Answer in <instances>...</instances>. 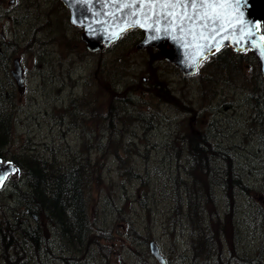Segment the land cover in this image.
I'll return each instance as SVG.
<instances>
[{
  "label": "rangeland",
  "instance_id": "1",
  "mask_svg": "<svg viewBox=\"0 0 264 264\" xmlns=\"http://www.w3.org/2000/svg\"><path fill=\"white\" fill-rule=\"evenodd\" d=\"M68 12L53 0H0V113L11 121L6 157L43 158L52 162L54 172L88 161L91 171L84 191L94 227L90 232L108 230L103 233L101 257L99 246V251L90 253L77 242L69 241L71 245L64 247L53 235L58 224L39 207L33 222L42 230L48 228L50 249L44 252L49 258L45 263L109 264V259L110 264H160L150 249L153 241L160 246L164 264L193 263L189 219L184 209L173 214L171 180L174 173L179 175L181 193V184L189 181L184 171L187 163L180 159L182 152L179 158L175 154L201 131L211 136L212 145L227 147L234 157L232 171L239 170L250 187L236 191L229 204L220 186L214 190L215 204L210 208L221 213L218 222L226 228L220 243L228 254L232 249L230 256L235 254L234 246L238 249L233 258L254 254L260 239L257 216L264 209V128L249 125L251 76L258 75L259 67L236 63L229 52L242 69L225 72L212 67L219 59L214 56L196 75L186 77L159 50L138 49L140 39L129 34L112 48L93 53L81 40V30L71 25ZM17 58L23 66L22 87L11 74ZM154 80H163V86L157 90ZM115 98L124 101L117 99L118 109L110 112ZM86 141L90 144L85 145ZM29 191L27 180L16 176L0 192V206L22 209L29 202ZM24 256L29 264H40L29 249ZM200 256L206 259L207 254ZM199 263L214 264L212 259ZM0 264L7 262L0 258Z\"/></svg>",
  "mask_w": 264,
  "mask_h": 264
},
{
  "label": "trees",
  "instance_id": "2",
  "mask_svg": "<svg viewBox=\"0 0 264 264\" xmlns=\"http://www.w3.org/2000/svg\"><path fill=\"white\" fill-rule=\"evenodd\" d=\"M142 35L143 33L140 30L133 29L129 31L128 36L139 38ZM229 52L233 51L228 48L224 49L223 51H221V53H219V55H217L219 59H217L215 63L211 61L208 62V64L213 63L212 67L215 65V67L225 72H229L233 69H242L239 64H236L240 62H252L254 66H258L255 58L251 53H238L237 55H235L236 53H233V57L235 58L236 62L233 63L231 60V56L227 55L229 54ZM251 77L253 78L254 88L257 90L255 91L254 89L255 92L253 91V94L251 95V97L253 98L251 103V116L249 125L251 129H259V127L264 128V80L261 76L260 71H258V75H253ZM153 85L158 90L159 86H163V80H154ZM164 94L167 97H170L169 91H165ZM117 99L124 101L123 98H115V105L113 103L109 104L110 112L118 109L116 106ZM133 109H135V107H132L130 111H132ZM122 110L124 109L122 108ZM10 122L11 121L9 120L8 116L4 112L0 113V156L3 157L7 156L5 154V147L9 144V140L11 137V129L9 127ZM200 133L201 135L195 137L193 141L189 143V146H187V144L186 146H180L183 149L177 151V154H175L179 156V154L184 151H186L187 154L189 153V159L187 157V168L184 170L186 172V177H189V181H184L181 184V193L178 194V188L181 182L179 175H176V173H174L171 180L173 183V214L180 209H182V211L184 209V212L187 213V217L190 223V226H188V230L190 233V245L193 250L192 256L194 258L193 263L190 264H200L199 261H207L208 259H212L214 264H264V209H262L261 214H258V222L260 223V225L258 222L257 224L259 225V227L261 226L259 228L260 239L259 244L254 251V254L243 253L240 258H233L234 256L238 255V249L234 246L233 249L235 251V254L233 256L231 255V257L230 254L232 253V249L229 250L230 254H228L227 251L223 249L222 243H220V238L222 236L221 234L223 233V231L226 232V228H221L218 222L221 213L218 210L216 212V210H214L212 207L210 208L211 205L213 206L215 204V200L213 202L214 190H216V188L221 185L222 187H220L223 189L225 196H227L226 200L229 204L234 201L235 192L238 190L244 191L243 189L247 190V186L243 183V179L239 174V170L233 169L232 171V166L230 164L231 161H233L231 157H234L231 156L232 154L230 155V153H228L227 147L223 148L220 146H210L212 142L209 141L207 133L205 131H201ZM258 133L261 134V129L258 131ZM88 143L90 144V142L86 141L85 145H87ZM84 147L86 146H83V148ZM101 148L103 147L101 146ZM223 149H225V151ZM198 151L200 153H198ZM26 159H28V161L34 162L31 164V167L35 170L38 164L45 161L43 158L41 160H37V158H33V155H28ZM13 160H15L16 162H20L25 159H22L21 157H13ZM43 165L44 164H40L38 167L40 168ZM51 168L53 169V165L51 166ZM89 171H91V169L89 167L88 161H85L84 163L81 162V164H78L74 169H72L71 167L69 171L68 169H66V171H56L57 173L54 172V170L46 172L47 178H45L46 174L39 170H36L35 172L31 170L28 171V175L30 177L27 180V188L30 189V192H28L29 197H27V199L29 200L28 204L25 203V207H23L22 209H18V207H12L10 205L0 206V258L7 262V264H29V259L28 263H25L27 259L23 257L29 245H31L30 254L36 257L34 259H36L37 261H39L37 257H40L42 255L46 256V253L44 252L49 249L41 251L43 252V254L41 253V255L33 254V246L36 248L40 246L38 235H41L45 239V242H48V238H46V236L48 237V228L42 230L40 226L36 225L37 223L33 222V220L35 219L34 212L38 213L37 210L39 207L41 211H44L45 215L50 220L58 224L56 226L57 233L59 232L60 226L63 225L66 221V226H64L63 228L71 230V233L69 234L71 237L68 235L69 238L76 240L77 243H83L87 236L90 235L89 225L91 223L92 217L88 212L84 191L87 190V186H85V179L86 181L88 180V177L90 175L88 173ZM63 172H65V178L60 177ZM60 181L62 183L61 186ZM76 186L82 188L81 191L79 188H77L76 191ZM239 186L242 189L239 188ZM237 187L239 189H237ZM55 190L57 191V196L54 198L53 196ZM77 200H81L80 204L83 205L85 211L81 212L80 216H78V211H76L78 203ZM31 202H35L38 205L44 204V207L35 206L31 204ZM68 210L73 211L74 215H77L79 218L81 217L80 221L79 219L75 218L76 216H72V218L70 219L69 215L66 214L68 213ZM64 214H66V216H64ZM26 220H28V222ZM25 225L27 226L26 229L24 228ZM28 225L30 229H28ZM75 227L78 231H76ZM39 229L42 232H40ZM32 231L36 234L35 236ZM101 231L105 232L108 230L106 229ZM82 238L83 240H81ZM25 244L28 245L27 248H25ZM112 250H114V248ZM206 254V259L200 260V258H202L200 255ZM109 256L110 254L106 255L107 258ZM107 263L110 264L109 259L107 260Z\"/></svg>",
  "mask_w": 264,
  "mask_h": 264
},
{
  "label": "water",
  "instance_id": "3",
  "mask_svg": "<svg viewBox=\"0 0 264 264\" xmlns=\"http://www.w3.org/2000/svg\"><path fill=\"white\" fill-rule=\"evenodd\" d=\"M62 1L70 9L71 23L83 27L82 39L90 51L110 46L121 33L137 27L145 33L137 47L159 48L185 75L197 72L201 61L228 45L236 51L251 49L264 78V0H249L242 11L231 3H219L214 9L217 22L208 21V28L199 18L204 11L199 5L193 9L190 4L162 5L158 0H138L137 4H131V0ZM181 17L183 30H179ZM188 17L194 18L190 22ZM15 76L21 85V77L18 73ZM13 167L14 162L0 158V187ZM152 251L164 262L155 243Z\"/></svg>",
  "mask_w": 264,
  "mask_h": 264
},
{
  "label": "bare ground",
  "instance_id": "4",
  "mask_svg": "<svg viewBox=\"0 0 264 264\" xmlns=\"http://www.w3.org/2000/svg\"><path fill=\"white\" fill-rule=\"evenodd\" d=\"M25 17V16H24ZM57 20V19H56ZM55 20V21H56ZM63 20V19H62ZM60 21V20H59ZM58 22V21H57ZM62 22V21H61ZM56 23V22H55ZM57 24V23H56ZM59 26V25H58ZM64 26V25H63ZM57 28H59V27H57ZM62 31V30H61ZM57 38H59V37H57ZM57 40V39H56ZM51 45V44H50ZM55 45V44H54ZM53 46V45H52ZM251 76V75H250ZM116 78V77H115ZM253 81V80H252ZM257 81V80H256ZM258 82V81H257ZM132 83H133V81H132ZM131 83V84H132ZM249 83V82H248ZM134 84V83H133ZM256 84V83H255ZM135 85V84H134ZM133 85V86H134ZM251 85H253V84H251ZM250 85V86H251ZM246 87V86H245ZM251 88V87H250ZM254 88V87H253ZM262 88V87H261ZM260 88V89H261ZM255 89V88H254ZM251 90V89H250ZM257 90V89H256ZM255 90V91H256ZM174 92V91H173ZM253 93V92H252ZM178 95V94H177ZM231 96V95H230ZM253 98V97H252ZM259 98V97H258ZM121 101V100H120ZM123 103V102H122ZM179 106V105H178ZM167 107V106H166ZM174 108V107H173ZM174 110V109H173ZM132 111H134V109L132 110ZM170 111V110H169ZM126 112V111H125ZM254 121V120H253ZM250 123V122H249ZM252 123V122H251ZM254 123V122H253ZM256 123V122H255ZM258 123V122H257ZM140 124V123H139ZM220 124V123H219ZM222 124V123H221ZM214 125H216V124H214ZM230 125H232V124H230ZM253 125V124H252ZM255 125V124H254ZM257 125V124H256ZM260 125V124H259ZM228 127V129H229V125H227ZM223 128H224V126H222ZM216 128H218V127H216ZM260 128V127H259ZM225 129V128H224ZM228 129H226V130H228ZM234 129V128H233ZM214 130V129H213ZM217 130H219V129H217ZM230 131H231V128L229 129ZM215 131V130H214ZM220 131V130H219ZM229 131V132H230ZM228 132V131H227ZM224 133V132H223ZM232 134H233V132H231ZM208 134V133H207ZM211 134V133H210ZM214 134V133H213ZM218 134V133H217ZM221 134V133H220ZM219 134V135H220ZM227 136H228V134H226ZM231 135V134H230ZM227 136H224L223 138L225 139V137H227ZM232 136V135H231ZM207 137V136H206ZM209 137H211V136H209ZM213 137H214V135H213ZM227 138H231V137H227ZM209 139H211V138H209ZM232 139V138H231ZM233 139H234V137H233ZM232 139V140H233ZM212 141V140H211ZM226 141V140H225ZM224 141V142H225ZM223 142V143H224ZM209 143V142H208ZM222 143V142H221ZM212 144V143H211ZM226 144V143H225ZM207 145V144H206ZM223 145V144H222ZM228 145V144H227ZM212 146H217V145H212ZM218 147V146H217ZM215 148V147H214ZM229 148V147H228ZM224 151H225V149H223ZM230 150V149H229ZM233 151V150H232ZM229 153V152H228ZM181 154V153H180ZM180 154H179V156H180ZM226 154V153H225ZM179 156H177V158H179ZM233 156V155H232ZM187 157H188V159H189V153L187 154V152L186 151H184V152H182V155H181V158L180 159H182V163H187L188 162V159H187ZM259 157H260V155H259ZM227 158V157H226ZM229 158V157H228ZM32 163H34V162H31V161H28V160H23V161H18V162H15L14 163V167H13V169H12V172H11V174H17L19 177H22V179H25V180H28L30 177H29V175H28V171H33V172H35L36 170H39V171H41V172H44V171H46V172H49V171H51V170H53L52 168H51V166L53 165L52 164V162H46V161H44L43 163H40V164H44L43 166H41L40 168L38 167L40 164H38V166H37V168H36V170L35 169H33L32 167H31V164ZM54 167V166H53ZM183 167V166H182ZM42 168V169H41ZM61 169H65V168H61ZM66 170V169H65ZM183 170H184V167H183ZM259 170V169H258ZM263 170V169H262ZM64 171V170H63ZM255 171V170H254ZM258 172V171H257ZM257 172H254V173H257ZM260 172H261V170H260ZM249 175H251V172H250V174ZM65 172H63L62 174H61V178H65ZM255 176V175H254ZM264 176V175H263ZM249 177V176H248ZM257 177V176H256ZM250 178V177H249ZM254 178V177H253ZM258 178V177H257ZM218 180V179H217ZM247 180H248V178H247ZM251 181H252V179H250ZM259 180V179H258ZM257 180V181H258ZM255 182V181H254ZM225 183V182H224ZM223 183V184H224ZM232 183V182H231ZM249 184H250V181L248 182ZM253 183V182H252ZM262 183V182H261ZM261 183H259V184H261ZM234 184V183H233ZM246 184V183H245ZM214 185V184H213ZM227 185V184H226ZM238 185V184H237ZM236 185V186H237ZM243 185V184H242ZM254 185V184H253ZM257 185V184H256ZM221 186V185H220ZM234 186V185H233ZM241 186V185H240ZM239 186V188H241ZM222 187V186H221ZM258 187V186H257ZM238 187H237V189H239ZM250 188V187H249ZM248 188V189H249ZM260 188V187H259ZM242 189V188H241ZM247 189V190H248ZM255 189V188H254ZM263 189V188H262ZM221 190H222V188H221ZM257 190H259V189H257ZM242 191V190H241ZM246 191V190H245ZM30 192V191H29ZM217 192V191H216ZM218 193V192H217ZM25 195V194H24ZM212 195V194H211ZM227 197V196H226ZM58 198H59V196H58ZM60 200V199H59ZM217 200V199H216ZM78 201V203H77V210L76 211H78V216H80V214H81V212H85L84 211V207H83V205H81L80 204V201L79 200H77ZM84 201V200H83ZM83 203H85V202H83ZM35 206H37V204H34ZM57 205V204H56ZM85 205V204H84ZM38 206H42V207H44V204L43 205H38ZM240 206V205H239ZM252 208V207H251ZM253 208H255V207H253ZM252 208V209H253ZM39 210V209H38ZM248 210H249V208H248ZM256 210V209H255ZM17 211V210H16ZM34 211V210H33ZM41 211V210H40ZM241 211V210H240ZM242 211H243V209H242ZM241 211V212H242ZM251 211V210H250ZM249 211V212H250ZM253 211V210H252ZM19 212H21V211H19ZM256 212V211H255ZM245 213V212H244ZM256 213H258V212H256ZM19 214V213H18ZM66 214H68L69 215V217H70V219L72 218V216H76L75 218H77V219H79V221H80V218L77 216V215H74V213H73V211H69L68 210V213H66ZM66 214H64V216H66ZM77 214V213H76ZM250 214V213H249ZM252 214V213H251ZM250 214V215H251ZM261 214V213H260ZM20 215V214H19ZM255 215H257V214H255ZM205 216V215H204ZM242 216H243V214H242ZM241 216V217H242ZM247 216V215H246ZM15 217H17V216H15ZM23 217V216H22ZM258 218H259V216H257ZM20 218V217H19ZM83 218V217H82ZM84 218H86V217H84ZM246 218V217H245ZM65 219V218H64ZM240 219V218H239ZM257 219V218H256ZM29 220V219H28ZM28 220H26L27 222H28ZM31 220V219H30ZM69 220V219H68ZM82 220V219H81ZM241 220V219H240ZM243 220V219H242ZM242 220H241V222H242ZM25 221V222H26ZM64 221V220H63ZM75 221H76V219H75ZM246 221V220H245ZM248 221H250V220H248ZM62 222V221H61ZM78 222V221H77ZM240 222V223H241ZM252 222V221H251ZM30 223V222H29ZM75 223V222H74ZM249 223V222H248ZM254 223H256V222H254ZM25 224V223H24ZM28 224V223H27ZM78 224H80V223H78ZM242 224V223H241ZM240 224V225H241ZM32 225V224H31ZM37 225V224H36ZM88 225V224H87ZM244 225V224H243ZM257 226H258V224H256ZM259 225H260V223H259ZM41 226V225H40ZM64 226H66V221L64 222V224L63 225H61L60 226V229H59V232L57 233H55V234H53V235H56L55 237H57V241H58V243H59V241L61 240V243H62V245L64 246V247H67L68 245L70 246L71 244H76V240H74V239H70L69 238V234L71 233V230H68V229H65V228H63ZM77 226V225H76ZM83 226V225H82ZM84 226H85V223H84ZM245 226V225H244ZM248 226V225H247ZM27 227V226H26ZM78 227V226H77ZM243 227V226H242ZM241 227V228H242ZM251 227V226H250ZM249 227V228H250ZM256 227V226H255ZM259 227V226H258ZM261 227V226H260ZM259 227V228H260ZM63 228V229H62ZM76 228V227H75ZM89 228H91V229H94V227L92 226V224L90 223V225H89ZM88 228V229H89ZM83 229V228H82ZM254 229V228H253ZM257 229V228H256ZM86 230V229H85ZM39 231H40V229H39ZM76 231H78L77 230V228H76ZM40 232H42V231H40ZM84 233V232H83ZM82 233V234H83ZM86 233V232H85ZM90 233V235L89 236H91V239H90V242L88 243V240L86 241V239L83 241V243L81 242V247L83 248V247H85V246H87L88 248H87V252L86 253H90V252H94V250L93 249H98V251H99V248H98V246L101 248V251H99V256L101 257V255H102V253L104 252V249H103V247L101 246V244H103V241H104V236H103V233L104 232H100V231H98L97 233H92V232H89ZM256 233V232H255ZM75 234V233H74ZM206 234H208V233H206ZM205 234V235H206ZM69 235V236H68ZM73 236V235H72ZM83 236V235H82ZM89 236H87V238L89 237ZM38 237H39V243H40V246L38 247V248H36V247H34L33 246V254H35V255H41V253L43 254V252H41V251H45L46 249H50L49 248V243L50 242H45V239L41 236V235H38ZM76 237V236H75ZM74 237V238H75ZM262 237H263V235H262ZM84 238H86V237H84ZM80 239V238H79ZM95 240V242H93V241H91V240ZM264 239V238H263ZM262 239V240H263ZM66 240V244L64 245V241ZM81 240H83V238L81 239ZM101 240H102V243H101ZM69 241L71 242V244L69 243ZM38 243V244H39ZM56 243V242H55ZM155 243V245L156 246H158V243L155 241L154 242ZM52 245V244H51ZM62 245H60V244H58L57 245V247H59L58 248V250H62ZM67 245V246H66ZM72 245V246H73ZM78 245V244H77ZM31 245H29V247H28V249H29V252L31 251V247H30ZM68 246V247H69ZM56 248V247H55ZM82 248L80 249V252H81V250H82ZM67 249V248H66ZM65 249V250H66ZM69 249V248H68ZM64 250V249H63ZM73 250V249H72ZM98 251H97V253H98ZM45 252H47V251H45ZM65 252V251H64ZM66 252H68L67 250H66ZM82 253V252H81ZM71 255V254H70ZM23 257L24 258H26L27 260L29 259V257H27V256H24L23 255ZM50 257V256H49ZM19 258V257H18ZM33 258H36V257H34L33 256ZM68 258H69V256H68ZM37 259L40 261V263L41 264H46L45 262H46V260L47 259H49V258H47V256H45V255H42V256H40V257H37ZM83 261V260H82ZM71 262V261H70ZM24 263V262H23ZM22 264V263H21ZM63 264V263H62Z\"/></svg>",
  "mask_w": 264,
  "mask_h": 264
},
{
  "label": "snow or ice",
  "instance_id": "5",
  "mask_svg": "<svg viewBox=\"0 0 264 264\" xmlns=\"http://www.w3.org/2000/svg\"><path fill=\"white\" fill-rule=\"evenodd\" d=\"M158 2H160L162 5H174L175 3H182L183 5L190 4L193 9H195L197 5H199L201 8H204V11L199 14V18L204 21V28H208V21H211L212 23L217 22L218 14L214 12L215 6L217 4L224 2L231 3L237 11H242L249 5V0H158ZM137 3L138 0H131V4ZM168 15L171 16L172 13L170 12ZM195 16L196 13H194V17ZM194 17H188L189 21L191 22ZM182 20L183 17H181V26L179 30H183ZM157 31H159V29H157Z\"/></svg>",
  "mask_w": 264,
  "mask_h": 264
},
{
  "label": "flooded vegetation",
  "instance_id": "6",
  "mask_svg": "<svg viewBox=\"0 0 264 264\" xmlns=\"http://www.w3.org/2000/svg\"><path fill=\"white\" fill-rule=\"evenodd\" d=\"M14 2V0H12Z\"/></svg>",
  "mask_w": 264,
  "mask_h": 264
}]
</instances>
